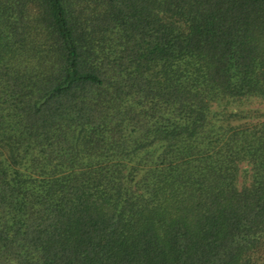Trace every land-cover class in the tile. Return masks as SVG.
<instances>
[{
    "label": "trees",
    "instance_id": "1",
    "mask_svg": "<svg viewBox=\"0 0 264 264\" xmlns=\"http://www.w3.org/2000/svg\"><path fill=\"white\" fill-rule=\"evenodd\" d=\"M264 0H0V264H264Z\"/></svg>",
    "mask_w": 264,
    "mask_h": 264
},
{
    "label": "rangeland",
    "instance_id": "2",
    "mask_svg": "<svg viewBox=\"0 0 264 264\" xmlns=\"http://www.w3.org/2000/svg\"><path fill=\"white\" fill-rule=\"evenodd\" d=\"M254 105L255 106H260L261 108L264 109V101L263 102H256Z\"/></svg>",
    "mask_w": 264,
    "mask_h": 264
}]
</instances>
